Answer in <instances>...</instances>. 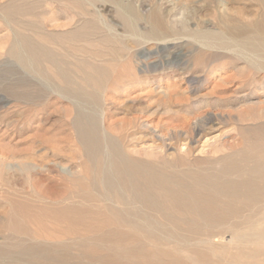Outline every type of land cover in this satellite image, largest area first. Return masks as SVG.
Returning <instances> with one entry per match:
<instances>
[{
    "label": "bare ground",
    "instance_id": "6f19581e",
    "mask_svg": "<svg viewBox=\"0 0 264 264\" xmlns=\"http://www.w3.org/2000/svg\"><path fill=\"white\" fill-rule=\"evenodd\" d=\"M57 1L60 2V0H40L38 3H59ZM62 1H66L67 4L63 2L66 6L70 3V6H79L77 8H80V6L94 8V10H96L95 14L98 8L103 10L102 8L106 5L105 0ZM248 1L249 3L253 2V4H256L259 8V15L254 21L244 24L242 22L239 23L240 21L236 22L231 19L233 22L224 23V29L218 37H213L204 33L194 36V39L202 41L201 43H204L208 47L217 44L220 48L228 49L245 60L252 73H250L251 76L242 77L240 80L238 79L239 85L241 84L240 87H243L252 80H257V78L264 83V0ZM28 2V0L7 1V3H5L7 9L5 7V10L11 11L12 15L10 17H12L15 12L12 13L13 8L14 10L15 8L19 10L20 8L23 9V5H28ZM29 5L27 9H30ZM34 5L36 6V4ZM64 5L63 7H66ZM47 6L46 8H48ZM9 11L8 13H10ZM25 11L23 15L27 13V10ZM28 12L31 13V10H28ZM31 14L33 15V13ZM99 14L101 15V13ZM117 14L125 33L132 38L133 44H138L145 39L167 42V37L171 33L176 32L167 25L159 9H155L150 13V17L148 18L149 28L146 33H141L137 24V12L134 9L120 6L117 10ZM1 15L4 16L8 14L3 13ZM17 15L18 13L14 16ZM100 15L93 19H85L83 15L84 20L81 19V22L75 27L73 26L74 29L67 31L65 34L63 33L65 36H62V38L65 37L63 38L64 40L69 39L72 42L74 41V43L75 41H83L86 43V46H91L93 49L96 48L95 45H91L92 39L94 38L98 40L97 42L99 43L105 42V40L108 39H113L115 42L116 40H120L116 33L117 31L109 27L102 20V16L100 17ZM20 16L21 15H19V18ZM29 16L31 15L28 14L27 17L29 18ZM8 17L6 18L7 20ZM31 17L33 18L34 15ZM19 18L17 17V19ZM28 18H25L26 21L22 24L27 27H31L32 24L35 26V22L29 21L30 18ZM15 19L12 21V23L14 22L13 25L20 28L21 21L18 26V21ZM41 27L44 28L43 26ZM22 29L19 31L21 32ZM34 29L35 28H33V30ZM29 30H31V28ZM12 32L13 35L11 36H13V42L8 49L10 58H16L22 64L33 67V71L34 68H36L41 71V74L48 80L52 78L46 73L49 71L46 68H52L54 71L53 79H58L64 84V87H62V84L61 87L56 86V90L62 94V96L65 95L69 97V99H76L77 103L72 102L73 107H71L70 112L68 111L70 121L67 125L75 130V136L73 138H75L77 143L81 146L89 162L91 171L88 177L85 176L86 178H78L79 176L77 177L76 175L77 178L75 177L70 180H68V177L62 175L60 179L55 177L52 179V176L51 178L48 177L45 179L44 176H41L42 180L39 178L35 179L33 182V187L37 195L34 194V191L32 193L38 196L37 199L39 198L40 201H46L43 205L33 207L28 201V203L16 201L13 205H9L12 207L10 210H8L9 207L6 209V222L11 233L8 235L5 242L0 244V264H247V262H249V264H264V260H260L261 257H264V245H262L264 242V160L262 159L264 158V125L257 129L256 132H258V134L255 136L252 146L243 148L240 153L226 156L220 161V167L217 170L171 171L170 167L165 162L160 165L154 160L141 159L134 156L137 152H131L127 148L129 145L125 147L126 144H123L124 133H119L118 137L107 136L104 133L106 129L112 132L114 127L112 128V125H106V122H104L105 120L103 121L104 115L102 114L100 116L96 110L91 113L84 111L82 108V103L91 107L97 103V97L93 92L94 90H89L92 88L93 83L100 84L107 81L110 82V86L115 84V87L117 84L119 87L118 83L122 84V82L123 86H125L124 83H127L126 85L129 86V84L133 83L139 84L143 82L145 78L147 80L144 83L150 81L148 79L151 77L150 75L147 77L144 74V78L143 73L140 74L138 69L134 66V56L126 45L122 44L120 48L119 46H117L118 48L116 46V48L114 46V48H109L108 46V51H110L112 55V65L109 63V68L94 66L88 63L89 61L87 62L85 60L80 63L71 64V62L68 63L64 61L61 58L62 56L60 57L62 54L59 55L58 53V48L60 46L56 45V50L41 42V39L45 40L46 37H50L48 40L55 38V36H53L54 32H50L51 35L41 34V38L37 37V35L33 38L31 34L28 35L27 32L25 35H21L16 30H12ZM55 33L59 34L58 32ZM86 46H83L85 48L82 47V53L85 49H90L86 48ZM102 46L101 44V47ZM68 47L72 49L71 52H73V50L76 52L80 51L79 46H73V48L72 45L70 46L69 44ZM105 48L107 47L105 46L102 49ZM71 52L69 51V54ZM86 52L88 51H85V55H87ZM88 54L90 55V53ZM97 54H93L92 52V56L94 57L95 55L94 58H96ZM101 56L105 58L103 54ZM80 60H82V58ZM77 70H79L78 73H76ZM79 73H82V75H77L79 79L77 81L75 75ZM242 74H244V70H242ZM157 80L159 79L155 81ZM224 81L226 84L231 82L230 79ZM12 90L14 89L12 88ZM224 92H226L225 89ZM149 94L151 93H148V95ZM173 94H175L174 89L168 90V92L165 93V96L167 95V100L164 101L163 106L165 109L164 114L166 115L171 112L175 105L179 106L183 102V99L173 100ZM31 95L35 94L33 93ZM154 98L152 99L154 100ZM55 100L57 101V99ZM1 102L3 103L4 101ZM139 102H141V100ZM149 103L147 104L149 105ZM146 107L147 108L143 110L141 109L142 111L140 110L141 114L153 108L151 104ZM22 108L27 109L26 106ZM64 110L66 111V109ZM64 110L61 109V111ZM132 110H134V107H128L127 113H131ZM173 110L175 111V109ZM30 111L27 110L26 113H31ZM157 111L152 112L151 110L153 122L158 120L156 117ZM36 112H38L39 117V110ZM49 113H47V115ZM56 113L57 112H55V114ZM127 117L120 122L124 128L133 126L134 123L138 121V117L132 116L133 118H131L129 116V119H127ZM33 120L35 121V119ZM17 121L18 119L16 122ZM39 122L41 121L39 120ZM180 123L181 124H176L177 126H174L172 123H165L163 120L159 119L156 124V129L153 130L154 140H160L162 143L165 142V138L156 135V133L159 132L158 130L162 131L167 125L172 126V132L175 131L176 133L178 132L177 129H181L182 131L189 129V120H185V117L183 122ZM43 125L46 126L45 124ZM53 125L54 124H52V126ZM15 126L17 127V125ZM143 128L148 129L150 127L148 124H145ZM25 129L27 130L28 128ZM17 130L18 132L21 131V129ZM121 130L123 131V129ZM181 130L177 133L178 135L176 134L177 137H181L183 133ZM61 131H63V129H61ZM198 131L197 135H200L202 130ZM186 133L187 137H182L186 140L191 139V136L188 134L189 132ZM52 134H54L53 131L52 133H48L50 137ZM63 135L68 136L66 133L61 136ZM28 138H30V136H28ZM42 138L45 139L43 135L41 138L39 135V139ZM23 139L26 140V138ZM23 139H21L22 142ZM36 141L38 142V140ZM68 143L66 145H68ZM215 143L216 141H212L211 139L206 140V146L209 148L215 145ZM21 144L22 143H19V145ZM28 144H30L31 147V143ZM59 146L57 148H59ZM162 146L166 145L162 144ZM184 146L187 148L184 155L190 154L191 149L189 146L187 144ZM30 147H24L22 153L24 154ZM150 148L151 154H154L163 147L151 146ZM20 150L19 154L21 152ZM52 152L54 151H51V153ZM44 153L46 154L47 152L45 151ZM236 155L239 156V159H237ZM4 162L6 161H2V163ZM32 165L34 166V164ZM18 166L19 165H17V167ZM19 169L18 167V170ZM12 170L14 171V169ZM19 171H23V169ZM35 171H37V169H35ZM35 171L31 170V172ZM46 171L44 172L45 174L47 173ZM13 173L10 172L9 176ZM56 173H58V170ZM59 174L60 173H58V175ZM46 176H49V174ZM22 177L25 178V176ZM22 177H20V179H22ZM33 179L30 181H33ZM8 180V183H10V179ZM13 180L14 179L11 181ZM12 184L14 183L12 182L11 186H17L16 184L19 183L15 182L14 185ZM7 186L9 187L10 184H7ZM16 198L20 197L18 196ZM96 203H102V205L96 206ZM252 244L254 246L250 247L249 245ZM232 248L237 250L236 253L229 255L227 258L224 257V254Z\"/></svg>",
    "mask_w": 264,
    "mask_h": 264
},
{
    "label": "rangeland",
    "instance_id": "374dc122",
    "mask_svg": "<svg viewBox=\"0 0 264 264\" xmlns=\"http://www.w3.org/2000/svg\"><path fill=\"white\" fill-rule=\"evenodd\" d=\"M7 1L10 0H0V160L6 161L4 163L0 161V244L5 242L6 238L11 233L6 222V209L8 207V210L11 209L12 206H9L10 204L13 205V203L16 201H24L26 203L29 202V204L33 207H37L43 205L44 202H46L45 200L40 201L39 198L37 199L38 196H35L37 195L35 188L33 187V182L35 179H39L41 176H44L45 179L48 177L51 178V176L52 179L53 177L60 179L62 176H66L69 178L67 179L70 180L74 179L76 175L77 177L79 176L78 178H86L89 176L91 171L89 162L81 146L77 143L75 138H73L75 136V130L71 129L67 125L70 121L68 111L70 112L71 107H73L72 102L77 103L76 99H69V97L65 95L62 96V94L56 90V86L61 87L63 85L62 87H64V84H62L58 79H53L54 71L52 68L47 67L46 69L49 71L44 69L47 71L46 73L48 76L52 78L51 80H48L45 79V76L41 74L42 72L36 68H34L33 71V67L22 64L16 58H10L8 55V49L13 42V36H11L13 35L12 30L18 31L21 35H25L27 32V34H31L33 38L35 35L41 38V34L51 35L50 32H58L59 34L53 33L55 38L48 40L50 37H46L45 40L41 39V42L51 46L52 48H55L56 50L57 47L55 46H60L58 48L59 52H56H58L59 55L62 53L60 57L62 56L61 58L64 61L68 63L71 62V64L80 63L81 61L85 60L87 62L89 61L88 63L91 65L109 68L108 64L110 63L112 65V55L111 52L108 51V46L109 48H114L115 46H119L120 48L122 44L126 45L130 49L131 54L134 56V66L138 69L140 74L143 73V76L144 74L147 77L150 75L151 77L148 78L150 81H148V83H144L147 80L144 76L145 79H143V82L139 83L140 86L138 83H133L129 84L130 87L126 85L127 83H124L126 87L123 86V82L122 84L118 83L119 87L117 84V87H114L115 84L110 86V82L107 81H104L105 84L104 82L100 84L93 83L92 88L89 90H94L93 92L97 97V103L92 106L93 108L82 103V108L84 111L91 113L96 110L100 116L102 114L104 115L103 121L105 120L104 122H106V125H112V128L114 127L113 130L111 129L112 132L105 128L106 131L104 133L107 136L118 137L119 133H124L123 144H126L125 147L129 145L127 148L131 152H137V154L133 153L134 156L141 159L154 160L160 165L165 162L168 164L171 171H202L206 169L217 170L220 167V161L226 156L234 153H240L243 148L252 146L255 136L258 134V132H256L257 129L264 125V83H262L261 80L257 78V80H252L246 83L243 87H240L241 84L239 85L238 79L240 80L242 77L245 78L251 76L250 73H252L245 60L238 57L236 53H233L228 49L220 48L217 44H213L208 47L204 43H201L202 41L194 39L196 34L201 33L218 37L224 29V23L227 24L228 22H233L232 20L236 22L240 21L239 23L242 22L244 24L254 21L259 15V8L256 4H253V2L249 3L248 0H105L106 5L104 8H102L103 10L98 8L95 14L96 10H94V8L81 6L80 8H77L79 6L76 5H73V8L72 5L70 6V3L68 6L64 5L66 1L62 0H60V2L57 1L60 4L56 2L39 4L38 1L40 0H28L30 9H27V4H25L26 8L25 5H23L22 8L24 10L20 8L22 11L16 8L14 10V8L11 7L13 8L12 13L15 11L13 14L16 15L18 13V15H13L10 17L12 15L11 11L8 10L10 12L8 13V11L5 10V7L7 6L5 3H7ZM34 4H36V6ZM63 5L66 7H63ZM46 6L48 8H46ZM120 6L124 8H132L137 12V24L141 33H146L148 31V18L150 17V13H152V11L155 9H159L167 25L176 32L171 33L167 37V42L145 39L143 40L144 42L142 41L138 44H133L132 38L129 37L127 33H125L122 23L118 18L117 10ZM25 10H27L29 15H34V19L31 16H29V18L31 17L29 19L27 17V13H24V15L26 14L24 16L23 12H26ZM28 10H31L33 15L28 12ZM3 13L8 15L2 16L1 14ZM99 13H101V15ZM19 15H21L20 18ZM83 15L85 19H93L98 15H100V17L102 16V20L109 27L117 31L116 33L118 34L120 40H116L115 42L113 39H108L105 40V42L99 43L97 42L98 40L94 38L95 40L92 39V42L94 43L91 42V45H95L96 47L94 49L91 46H86V43L83 41H75L74 43V41L72 42L69 39L64 40L63 38L65 37L62 38V36H65L63 33L65 34L67 31L74 29V27L82 21L81 19L84 20ZM7 17L8 20L6 19ZM17 17L19 19H17ZM25 18H28L29 21H32L33 23L35 22V26L33 24L31 27L23 25L22 23L26 21ZM13 19L18 21V26L21 21L20 28H17V26L13 25ZM39 25L43 26L44 28ZM32 27L36 30H33ZM30 28L31 30H29ZM20 29H22L24 32H20ZM69 44L70 46L72 45V47L79 46L81 54L80 51H77L78 53L74 50L71 52L72 49L68 47ZM101 44L103 45L102 47ZM83 46H86V48L90 49H85L82 53L83 48H85ZM105 46L107 48L102 49ZM68 50L71 52L70 54ZM85 51H88L86 52L87 55H85ZM92 52L93 54L98 53L96 55V58L98 56L97 59L94 58L95 55L94 57L92 56ZM100 52L105 56V58L101 56L102 54ZM88 53H90L91 56ZM81 58L82 60H80ZM242 70H244V74H242ZM78 71L79 70H77L76 73H78ZM77 75L81 76L82 73L75 75L76 80L78 81L79 79L77 78ZM156 79L159 80L155 81ZM228 79L231 80V84L225 83L224 80ZM12 88L14 90H12ZM167 89L175 90V94L172 96L173 100L183 99V102L181 103L182 106L181 104L179 106L175 105L173 109H175L176 112L172 109L168 115L164 114L165 109L163 106L164 101L167 100V95L165 96V93L168 92ZM224 89L226 92H224ZM33 93L35 95H31ZM148 93L151 94L148 95ZM152 98H154V100ZM55 99H57V101ZM140 100L141 102H139ZM1 101L4 102L2 103ZM146 102L149 103V105L151 104L153 108L148 111L149 113L145 112L146 114H141L140 110H143L147 108L146 106H149ZM25 106L27 109L22 108ZM128 107H134V110H132L131 113H127ZM61 109H66V111H61ZM27 110L31 113H26ZM35 110H39V117L38 112ZM151 110L152 112L158 110L157 116L155 115L158 120L161 119L165 123H172L174 126L176 124H181L180 122H183L185 117V120H189L190 127L188 130L184 131L177 129L178 132H180V130L183 132L181 137H177L178 132H172V126L167 125L162 131L158 130L159 132L156 133V135L164 137L165 142L162 143L160 140L155 141L153 138V130L156 129L158 120H155V122L152 121L153 116H151ZM55 112L57 113L55 114ZM47 113L49 114L47 115ZM14 114H17L16 117ZM34 114L35 116L33 117ZM128 115L131 118H133L132 116L138 117V121H136L133 126H127L124 128L120 122L123 119H126ZM129 116L127 119L130 118ZM17 119L18 121L16 122ZM33 119H35V121ZM39 120L41 122H39ZM51 123L54 125L52 126ZM41 124H45L46 126L43 125L42 127ZM49 124L52 128L49 126ZM145 124H148L150 128H143V125ZM15 125H17V127ZM15 127L17 129H21L22 132H18ZM25 128L28 129L26 130ZM61 129H63V131H61ZM121 129H123V131ZM196 130H202V133L197 135ZM36 131H39L40 133H37ZM52 131L54 134H52L50 137L48 133H52ZM34 132L35 135L37 134L36 136L34 135ZM61 132L62 134H68V136H61ZM186 132H189L188 134L191 136V139H185L187 137ZM38 134L40 135V138L43 135L45 139H39ZM28 136H30V138H28ZM22 137L26 138V140H24ZM21 139H23V142ZM34 139L38 140V142ZM208 139L216 141L215 145L210 148L207 147L206 140ZM19 143L22 144L19 145ZM28 143H31V147ZM67 143L68 145H66ZM57 144L58 146L60 145L59 148H57ZM162 144L166 146H162ZM186 144L191 149V153L188 155H184V152L187 150V148L184 146ZM151 146H159L163 148L156 151V153L151 154ZM24 147L30 148L26 152L23 151V154L22 149ZM19 150L21 151L20 154ZM45 151L47 152L46 154L44 153ZM51 151L54 152L51 153ZM236 157L239 159V156L236 155ZM262 159L264 160V158ZM32 164H34V166ZM13 165L16 167L14 168ZM17 165H19L18 167L23 169V171H19L20 169L18 170ZM8 166L12 168H9ZM12 169H14V171ZM35 169H37V171H35ZM31 170L35 172H31ZM44 170H47L46 174L44 173ZM57 170L58 173H60V176L58 173H56ZM10 172L14 173L9 176ZM19 172L21 173V176ZM47 174H49V176H46ZM22 176H25V178ZM20 177H22V179H20ZM31 177L32 179L34 177L33 181H30L32 180ZM8 179H10V183H8ZM12 179L16 180L11 181ZM40 180H42V178ZM12 182L14 184L15 182L19 184H16L17 186L12 184L14 186H11ZM7 184H10L9 187L12 188H9ZM33 191L35 195L32 193ZM18 196L20 198H16ZM95 205L101 206L102 203H96ZM262 245H264V242ZM249 246L253 247L254 245L252 244ZM236 251V249L232 248L226 254H224V257L227 258L229 255L236 253ZM260 260H264V257H261ZM247 264H249V262H247Z\"/></svg>",
    "mask_w": 264,
    "mask_h": 264
}]
</instances>
